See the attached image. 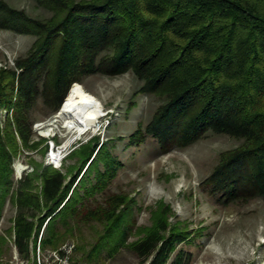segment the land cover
Listing matches in <instances>:
<instances>
[{"label":"trees","instance_id":"trees-1","mask_svg":"<svg viewBox=\"0 0 264 264\" xmlns=\"http://www.w3.org/2000/svg\"><path fill=\"white\" fill-rule=\"evenodd\" d=\"M52 12L38 19L0 0V29L36 38L14 67L0 69V222L7 203L12 225L0 233V256L13 241L23 258L40 244L57 249L80 236L81 263H103L129 250L145 264H192L178 246L202 236L176 217L164 199L146 207L131 193L110 192L123 162L115 140L93 135L74 148L66 171L36 160L46 154L45 137L35 139L38 100L56 113L70 88L86 76L115 77L132 71L142 86L134 93L162 100L151 120L129 136L140 146L154 138L166 153L189 146L209 132L242 140L220 153L202 182L224 206L264 199V0H36ZM19 71H18V70ZM136 105L130 101L129 109ZM28 152L31 173L16 179L13 163ZM96 231L86 241L82 227ZM100 227V228H99Z\"/></svg>","mask_w":264,"mask_h":264},{"label":"rangeland","instance_id":"rangeland-1","mask_svg":"<svg viewBox=\"0 0 264 264\" xmlns=\"http://www.w3.org/2000/svg\"><path fill=\"white\" fill-rule=\"evenodd\" d=\"M6 1L38 19L52 16V12L40 6L36 0ZM35 38L31 34L0 29V69L15 68V60L26 55ZM80 84L101 101L104 113L96 126L87 129L93 131L86 132V130L79 133L65 128L63 120L58 117L60 110L50 113L42 99H39L33 111L35 120L33 129L36 132L35 139L46 138L48 149L44 155L38 150L31 152L36 160L49 164L47 162L51 141L55 146L64 144L63 151V148L58 151L53 149L50 155L54 156V151L60 152L59 156L62 160L56 162L57 165H61L56 168L66 171L76 162L74 158H69L71 151L87 142L91 134L100 135L101 140L105 141L111 137L123 136L124 139L115 140L113 149L123 162V167L106 191L98 194L99 200L110 192L131 193L145 207L138 215L139 223L148 224L150 214L146 207L154 201L164 199L176 212L173 221L179 219L190 228L203 229L201 237L178 246V249L182 248L192 254V264H264V199L259 197L245 204L224 206L209 196L201 186V182L210 175L218 163L220 153L240 145L242 140L209 132L206 137L189 146L175 147L166 153L161 152L160 145L152 137H148L140 146L128 145L129 136L139 124L145 126L151 120L162 100L144 93L134 97V93L142 86L143 81L132 71L115 77L95 73L84 77ZM132 100L136 105L129 109ZM5 111L8 114L6 109L0 108L2 123L5 120ZM36 123L41 124L42 128L36 129ZM100 123L101 127H99ZM56 134L58 135L55 136ZM27 153L14 160L16 179L19 178L17 164L28 166L21 177L34 170ZM15 212V207L8 202L0 222V233L12 225ZM82 229L86 241L92 242L97 234L94 228L84 225ZM68 240L77 243L81 238L77 235ZM11 254L12 251H8L2 255L4 261H8ZM81 255L82 253L78 252L75 258L81 259ZM104 263L143 264L134 253L125 249L115 258L99 264Z\"/></svg>","mask_w":264,"mask_h":264},{"label":"bare ground","instance_id":"bare-ground-1","mask_svg":"<svg viewBox=\"0 0 264 264\" xmlns=\"http://www.w3.org/2000/svg\"><path fill=\"white\" fill-rule=\"evenodd\" d=\"M104 113L101 101L92 93L88 92L80 83H75L70 89L58 117L64 122V127L70 131H86L96 126L99 118ZM53 158L60 161V152L54 151ZM23 169L21 164H17V170Z\"/></svg>","mask_w":264,"mask_h":264},{"label":"built area","instance_id":"built-area-1","mask_svg":"<svg viewBox=\"0 0 264 264\" xmlns=\"http://www.w3.org/2000/svg\"><path fill=\"white\" fill-rule=\"evenodd\" d=\"M5 111V115H6ZM36 129L42 128L41 124L36 123ZM64 145V144H63ZM62 145V146H63ZM51 149L48 154V162L49 164H53L55 167H60L61 164L57 165L55 159L52 155H50L55 149L58 151L60 148H63L62 151L65 149L62 146H55V143L51 141L50 143ZM62 160V159H61ZM16 169V167H15ZM28 169V166L23 165V169L20 173L17 172L19 178L21 174ZM45 225L43 226L40 235L39 241L37 243L36 249L32 251L31 256L29 258H23L13 241H11L12 246V254L8 261H4L3 257L0 256V264H78L75 260V251H76V241L74 240H67L60 245L57 249H43L40 240L42 238L44 232ZM81 264H88V263H81ZM94 264V263H92ZM104 264H112V263H104ZM148 264V262H147Z\"/></svg>","mask_w":264,"mask_h":264},{"label":"clouds","instance_id":"clouds-1","mask_svg":"<svg viewBox=\"0 0 264 264\" xmlns=\"http://www.w3.org/2000/svg\"><path fill=\"white\" fill-rule=\"evenodd\" d=\"M106 115H107V114L105 113L104 116H106ZM104 116H103V117H104ZM103 117H102V118H103ZM102 118H101V119H102ZM101 119H100V120H101ZM99 122H100V121H99ZM101 125H102V124L100 123L99 127H101ZM99 127H98V128H99ZM88 131H93V130H87L86 132H88ZM86 132H85V134H86ZM85 134H84V135H85ZM57 135H58V134H56L55 136H57ZM84 135H82V136H84ZM50 136H51V137H55L54 135H50ZM92 136H93V134H91V137H92ZM79 138H80V136H79ZM88 139H89V138H88Z\"/></svg>","mask_w":264,"mask_h":264},{"label":"water","instance_id":"water-1","mask_svg":"<svg viewBox=\"0 0 264 264\" xmlns=\"http://www.w3.org/2000/svg\"><path fill=\"white\" fill-rule=\"evenodd\" d=\"M63 103H64V102H63ZM62 105H63V104H62ZM61 108H62V106H61ZM61 108H60V109H61Z\"/></svg>","mask_w":264,"mask_h":264}]
</instances>
